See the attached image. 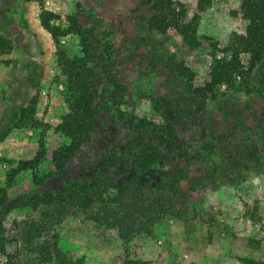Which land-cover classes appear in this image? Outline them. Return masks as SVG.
<instances>
[{"label":"rangeland","instance_id":"obj_1","mask_svg":"<svg viewBox=\"0 0 264 264\" xmlns=\"http://www.w3.org/2000/svg\"><path fill=\"white\" fill-rule=\"evenodd\" d=\"M41 1L61 20L75 15L92 47L93 132L62 172L49 176L51 151L67 143L52 130L66 111L65 79L55 64L54 47L51 43L44 75L30 59L38 56L36 48L23 58L13 51L0 56V62L10 61L6 66L0 63V111L6 105L0 113V159L13 161H0V188L16 162L31 159L36 151L40 130L14 128L20 110L33 111L34 119L48 126L43 132L45 158L35 173L43 181L33 184L30 172L24 171L6 189L0 212V264H8L7 257L28 264L38 245L57 246L82 264H120L124 259L149 264H240L238 259H246L264 264V93L238 95L236 108L210 102L201 113L183 98L167 71L172 57L193 74L194 85L207 82L213 48L221 49L229 39L244 35L240 0H212L202 11L197 0H173L182 8L184 21L195 26L198 45L191 52L172 30L162 35L148 31L144 20L150 12H134L139 0ZM25 4L0 0V35L10 41L12 14ZM27 4L29 12L37 14V4ZM58 46L68 56L79 55L73 36L59 39ZM241 60L246 65L247 57ZM21 73L31 76L19 78ZM256 84L253 80L249 86ZM153 101L159 102L158 108ZM138 120L155 125L168 121L174 132L134 129ZM132 143L156 146L167 157L165 166L133 169ZM243 152L250 162L244 163ZM93 176L104 182L109 206L114 196L108 189L121 178L143 188L158 212L169 200L178 215L162 216L144 234L105 229L90 220L97 206L86 211L72 205L28 206L32 196L59 189L67 179ZM173 183L178 188L175 197ZM160 184L166 191L158 204L155 189Z\"/></svg>","mask_w":264,"mask_h":264},{"label":"trees","instance_id":"obj_2","mask_svg":"<svg viewBox=\"0 0 264 264\" xmlns=\"http://www.w3.org/2000/svg\"><path fill=\"white\" fill-rule=\"evenodd\" d=\"M25 3H36L39 9V26L49 36L54 47L55 64L60 75L64 77L63 102L66 106L65 113L60 116L58 123L52 129L55 134L63 137L67 143L59 146L50 153L51 170L48 175H59L65 165L79 152L80 148L89 139L93 132V121L95 116V104L92 90L94 87V71L90 66L94 62V54L87 36L75 15L60 16L45 10L41 0H21ZM212 0H197L196 7L199 11L209 6ZM147 9L150 16L144 20L148 31L165 34L168 30L174 31L179 37L183 47L191 52L197 48L195 26L184 21V12L173 0H139L134 12ZM239 13L245 22L244 35L229 41L221 49L213 48L215 53L210 62L208 81L201 85L192 83L193 74L181 61H173L167 69L172 80L178 82L181 87V95L187 99L191 106L196 107L199 112H204L207 103L222 102L220 106L236 108L239 104L237 96H249L264 93V0H240ZM73 36L77 40L79 55L68 56L58 46V40ZM108 44L105 43V47ZM13 45L10 39L0 35V56H7L12 51ZM219 55V58H215ZM247 57L246 65L241 58ZM10 61H1L4 66ZM255 81L256 87H250V81ZM155 107H159L158 101H153ZM221 104V103H220ZM134 129L150 128L153 132L158 130L160 134H173V126L165 121L164 125L154 123L144 124L141 120L134 123ZM14 128H25L40 130L36 151L31 159L17 161L10 169L6 177L5 186L0 188V212L5 205L6 189L13 184V177L18 173L29 171L32 183L39 185L43 179H37L36 169L45 158V147L43 143V132L48 129L47 125L39 123L34 119V112L21 109L17 115ZM7 132V131H5ZM6 134V133H4ZM3 134V135H4ZM264 136V132L262 133ZM130 166L138 171L149 169H161L167 162V157L153 144L132 143L130 145ZM244 163L251 161V157L241 154ZM258 160V157H254ZM5 164L13 163L12 160L0 159ZM236 168L239 167L235 163ZM238 170V169H237ZM239 172V171H238ZM240 173V172H239ZM173 185H175L173 183ZM177 185V184H176ZM173 186L172 197L178 193V188ZM108 190L113 192L114 202L111 206L105 201L107 188L98 177H77L65 180L59 189L46 191L40 195L32 196L28 206L50 205H72L78 210L86 211L97 206L96 212L90 215V220L98 223L107 230L128 228L129 231L148 234L150 229L162 218L172 216L173 205L169 200L168 207L158 212L154 207V200L144 194L143 188L133 186L131 182L119 179ZM166 188L160 184L155 189L158 204L164 198ZM170 191H168L169 193ZM165 204V203H164ZM166 204V205H167ZM1 231V229H0ZM2 239L0 238V245ZM36 257L29 260L28 264H82L81 260H72L66 257L57 246L38 245L34 248ZM8 258V264H17ZM240 264H255L246 259H238ZM120 264H149L132 259H124Z\"/></svg>","mask_w":264,"mask_h":264},{"label":"crops","instance_id":"obj_3","mask_svg":"<svg viewBox=\"0 0 264 264\" xmlns=\"http://www.w3.org/2000/svg\"><path fill=\"white\" fill-rule=\"evenodd\" d=\"M5 2V1H4ZM3 2V4H4ZM17 2L20 4H23L21 0H17ZM16 4V3H15ZM26 7V9H24ZM22 8H17L16 11L12 14V24L10 26L11 32L9 33L12 41V51L18 52L20 56L23 58L24 55L32 54L34 52V49L36 48L38 50V56L37 57H30V59L33 58L35 60V63L40 67L41 74H46L48 67L44 64L45 60L49 58L50 53L52 51V45L51 40L47 33L41 29L38 22V14L39 10H37V14H33L29 12L28 4L26 3ZM11 58L14 60L15 57L11 55ZM25 64L27 66L31 67L32 64L29 60L23 59ZM18 65V64H17ZM34 68V67H31ZM24 74V75H22ZM27 74V75H26ZM21 76H25V79H29L31 75L28 73H21L19 78ZM4 105L0 111L2 112L5 109ZM13 109H10L12 111Z\"/></svg>","mask_w":264,"mask_h":264}]
</instances>
